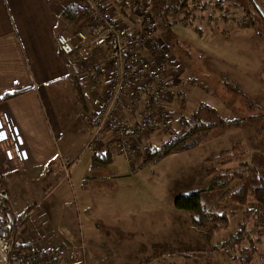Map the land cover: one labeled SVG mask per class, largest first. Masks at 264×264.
I'll list each match as a JSON object with an SVG mask.
<instances>
[{
  "label": "crops",
  "instance_id": "obj_1",
  "mask_svg": "<svg viewBox=\"0 0 264 264\" xmlns=\"http://www.w3.org/2000/svg\"><path fill=\"white\" fill-rule=\"evenodd\" d=\"M107 2L121 26H137L130 2ZM68 6V0H0V174L14 211L24 220L15 242L29 250L55 247L65 264H244L237 256L257 240V251L247 264L256 256L258 264H264V225L250 215L256 202L224 204L232 212V228L221 231L197 227L191 215L175 205L180 194L210 193L206 160L233 148L246 152L255 143L246 142L250 132L233 121L237 117L225 120L193 147L145 166L143 150L133 155L117 152L109 136L91 147L90 117L111 78L102 61L101 76L93 75L94 66L76 73L71 58L59 50L58 34L79 26V16L66 19ZM177 61L180 73L170 79L158 104L171 120L165 123L163 113L157 116L143 149L186 132L190 117L204 104L205 87L194 101L184 102L187 89L182 86L191 77ZM76 74L84 84L87 110L77 102L72 82ZM149 93L147 87L142 96L132 95L122 103L124 121L141 119L144 107L150 106ZM213 102L231 110L216 97ZM108 150L109 163H93L96 153ZM234 153L229 167L241 160L253 162L249 152L244 159ZM8 231L12 235L10 227ZM238 232L232 252L222 250Z\"/></svg>",
  "mask_w": 264,
  "mask_h": 264
},
{
  "label": "built area",
  "instance_id": "obj_2",
  "mask_svg": "<svg viewBox=\"0 0 264 264\" xmlns=\"http://www.w3.org/2000/svg\"><path fill=\"white\" fill-rule=\"evenodd\" d=\"M127 1L139 18L137 26L132 29L119 24L107 0H68V5L78 7L79 26L60 32L58 45L59 50L71 58L76 73L95 66L101 56L111 78L108 92L90 117L93 129L90 146L99 145L103 138L109 136L117 152L133 155L143 150L144 137L157 116L162 115L158 104L167 94L170 79L180 73L181 66L168 54L158 36L157 23L148 1ZM186 12V18H191L192 11ZM147 87H150V106L144 107L141 119L129 124L121 117L122 103L132 95L142 96ZM163 118L165 123L171 120L166 113H163ZM6 211L11 219L8 221L2 217L0 230L10 227L12 235H0V264H65L63 255L55 247L29 250L15 242L24 220L14 211L12 196L0 174V212ZM250 215L260 227L264 225V205H253ZM239 235V232L233 234L227 245L221 246L222 250L231 253Z\"/></svg>",
  "mask_w": 264,
  "mask_h": 264
},
{
  "label": "rangeland",
  "instance_id": "obj_3",
  "mask_svg": "<svg viewBox=\"0 0 264 264\" xmlns=\"http://www.w3.org/2000/svg\"><path fill=\"white\" fill-rule=\"evenodd\" d=\"M147 1L157 23L158 36L169 53L183 63L187 77H191L182 86L187 89L184 102L194 101L205 87L204 104L190 117L192 123L185 131L199 124L216 126L239 117L245 132L251 135H247L246 142L255 141L252 148L239 152L240 159L247 158L249 152L248 159L264 173V19L258 14L254 19L248 18L238 6L229 2L238 3L239 0L227 1L224 11L215 7L218 0H204L207 9L194 7L191 18H186L187 12L165 11L168 4L163 0ZM258 1L264 11V0ZM190 19H194L203 33L189 23ZM213 96L227 103L231 110L216 105ZM208 132L196 133L190 142L197 143ZM218 196L216 191L205 194L206 205H213ZM231 203L228 199L224 202ZM258 263L260 259L256 256L253 264Z\"/></svg>",
  "mask_w": 264,
  "mask_h": 264
},
{
  "label": "trees",
  "instance_id": "obj_4",
  "mask_svg": "<svg viewBox=\"0 0 264 264\" xmlns=\"http://www.w3.org/2000/svg\"><path fill=\"white\" fill-rule=\"evenodd\" d=\"M167 3L165 11L179 14L188 10L193 11L194 7H200L201 10L207 9V4L204 0H163ZM229 0H218L215 7L221 11L225 10V4ZM178 2H181L180 4ZM236 7L239 3H232ZM125 5H128L124 1ZM179 4V5H178ZM134 11V7L132 8ZM135 13V12H134ZM67 20L74 21L79 16V10L76 5H70L64 12ZM214 16V14H212ZM212 16V17H213ZM227 19V15H224ZM248 18L254 19V16L247 14ZM261 17V16H260ZM262 18V17H261ZM194 19H190V24L194 26L199 32L202 29L196 26ZM102 57L99 56V62L91 68L93 75L101 76L102 71ZM73 88L77 95V102L84 110L88 109V101L84 91V84L80 75L76 74L72 77ZM21 92L17 90L16 94ZM15 94V93H13ZM11 94V95H13ZM8 97V96H4ZM2 98H0L1 100ZM237 122H242L240 118H235ZM214 126L213 123L199 124L191 128L189 131L173 135L161 145L149 143L143 149L141 166L156 164L163 158L171 155L172 153L180 150H185L193 147L194 142H190V138L196 133L203 130H210ZM259 140L257 141L258 145ZM235 152V153H234ZM237 156L238 149L233 148L224 150L218 157L208 158L206 160L207 173L209 176V188L207 191H216L219 193L218 198L213 205L207 206L204 199V191H194L191 193L180 194L175 199L177 208L188 212L193 220V223L202 229H212L221 231L228 229L231 225L232 212L223 208L225 200H229L236 205L247 206L251 201L260 205H264V173L260 166H257L249 161L241 160L240 165L236 167H229L232 158L231 155ZM239 155V153H238ZM112 159V152L110 150L98 152L93 157L94 164H107ZM6 217L10 221L11 216L8 211L0 213V222L2 217ZM0 235L9 236L8 229L0 230ZM258 241H254L249 250H246L244 255L237 256L240 262L247 264L251 261L253 254L257 251ZM242 257V258H241Z\"/></svg>",
  "mask_w": 264,
  "mask_h": 264
},
{
  "label": "flooded vegetation",
  "instance_id": "obj_5",
  "mask_svg": "<svg viewBox=\"0 0 264 264\" xmlns=\"http://www.w3.org/2000/svg\"><path fill=\"white\" fill-rule=\"evenodd\" d=\"M238 9H241L244 14H251L254 16L255 14L260 15L264 19V11L259 4L258 0H239Z\"/></svg>",
  "mask_w": 264,
  "mask_h": 264
}]
</instances>
